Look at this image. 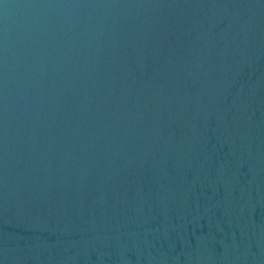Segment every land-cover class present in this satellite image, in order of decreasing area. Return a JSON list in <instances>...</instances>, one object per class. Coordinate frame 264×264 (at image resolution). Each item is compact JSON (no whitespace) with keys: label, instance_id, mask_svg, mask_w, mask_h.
<instances>
[{"label":"water","instance_id":"1","mask_svg":"<svg viewBox=\"0 0 264 264\" xmlns=\"http://www.w3.org/2000/svg\"><path fill=\"white\" fill-rule=\"evenodd\" d=\"M0 264H264V0H0Z\"/></svg>","mask_w":264,"mask_h":264}]
</instances>
